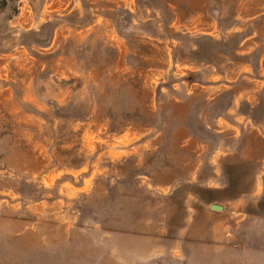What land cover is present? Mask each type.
I'll use <instances>...</instances> for the list:
<instances>
[{"label": "rangeland", "instance_id": "1", "mask_svg": "<svg viewBox=\"0 0 264 264\" xmlns=\"http://www.w3.org/2000/svg\"><path fill=\"white\" fill-rule=\"evenodd\" d=\"M0 264H264V0H0Z\"/></svg>", "mask_w": 264, "mask_h": 264}, {"label": "water", "instance_id": "2", "mask_svg": "<svg viewBox=\"0 0 264 264\" xmlns=\"http://www.w3.org/2000/svg\"><path fill=\"white\" fill-rule=\"evenodd\" d=\"M213 207H214V208H220L219 205H215V204L213 205Z\"/></svg>", "mask_w": 264, "mask_h": 264}]
</instances>
